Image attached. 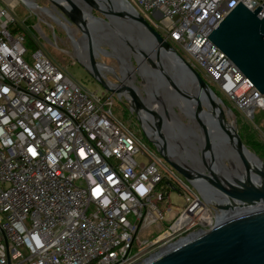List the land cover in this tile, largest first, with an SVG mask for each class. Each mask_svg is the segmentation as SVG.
I'll return each mask as SVG.
<instances>
[{"label":"built area","instance_id":"2783aa9c","mask_svg":"<svg viewBox=\"0 0 264 264\" xmlns=\"http://www.w3.org/2000/svg\"><path fill=\"white\" fill-rule=\"evenodd\" d=\"M3 1L0 264H143L162 246L212 229L222 212L189 182L182 213L157 238H140L172 210L163 204L170 180L113 118L112 94L89 91L41 49L29 52L16 0ZM127 1L232 108L246 119L264 110V95L207 38L239 3L263 18L264 0Z\"/></svg>","mask_w":264,"mask_h":264},{"label":"water","instance_id":"95a60500","mask_svg":"<svg viewBox=\"0 0 264 264\" xmlns=\"http://www.w3.org/2000/svg\"><path fill=\"white\" fill-rule=\"evenodd\" d=\"M49 1L73 25L82 26L85 34H89L90 28L98 30L97 26L94 28L86 25L84 17L90 16L99 21V27L107 29L108 35L116 38L120 44L122 42L124 45L135 46V50L139 52L152 53L158 63L163 55L174 60L178 69L172 76L159 68L151 73L152 76L159 87L169 84L187 107H195L191 112L193 118L201 122L202 133L205 135L204 152H210L213 147L228 145L242 168L239 179L220 176L214 170L213 162L207 165L206 173H198L172 161L166 155V147L155 142L154 145L166 163L187 181L199 183L198 188L205 197L211 198L213 193L224 198L223 201L213 200V205L217 210L227 213L228 217L217 222L207 232L169 245L165 252L147 259L143 264H264V163L247 149L236 130L226 122L222 100L207 85L199 72L179 55L127 0ZM61 2L68 9L64 10L59 5ZM94 11L102 17H95ZM259 12L260 8L252 12L239 3L207 38L253 83L256 90L264 95V17L259 18ZM89 51L90 64L94 67L96 61L92 42ZM145 56L150 63V58L146 54ZM88 70L91 77L105 91L120 100L131 101L149 116L158 118L156 129L158 132L162 129L159 115L144 107L138 100L141 95L130 88L121 87L122 84L116 89L97 72ZM193 86L199 90V97H191L186 93L185 89ZM206 110L211 112V115L206 113ZM139 121L143 132L149 138L142 121ZM214 132L215 137L210 139L209 134ZM251 156L257 159L259 166L251 161Z\"/></svg>","mask_w":264,"mask_h":264},{"label":"rangeland","instance_id":"374dc122","mask_svg":"<svg viewBox=\"0 0 264 264\" xmlns=\"http://www.w3.org/2000/svg\"><path fill=\"white\" fill-rule=\"evenodd\" d=\"M2 2L4 3L3 0ZM34 2L38 7L47 8L52 12H54L57 15V17H59L69 28L75 30L77 29L81 30V32H78L73 39L80 60H83L84 62L90 61L89 48L92 42L94 58L96 61L95 63L98 65L100 64L106 66L107 68L110 69V71L105 72L98 68H94L95 70L98 71L99 76L103 77V79L106 78L110 82L119 85H121L120 81L124 82L123 84H125L129 80L130 76L131 77L135 76L137 79L136 85L137 87H139V91H140L139 95H141V97L146 96L144 91L145 92L148 91V87H150L149 84L144 83L143 78L139 76L136 72L127 74L128 76L124 78V75L120 70L119 60L112 55L113 51L109 45H106L102 42L97 43L96 40L94 41L90 34H85L83 32L84 30L82 26L73 25L69 21V19L65 17L64 14H62L61 11L58 8H56L49 0H34ZM14 5L15 6L13 7V13L17 21L21 23L22 27L25 29L26 46L28 47L29 52H32L34 49H38V48L41 49L43 53L51 60V62H53V64H55L60 69L65 70L73 80L82 84L89 91L92 92L96 91L99 94H104V96L111 95L109 92L105 91L103 87L94 78L91 77L86 65L78 59L75 48L70 40V37L62 27L53 23L49 18H47L42 13L32 11L21 0H16V3ZM93 15L95 17H102V15H100L95 11L93 12ZM150 18L151 21L157 25H159L161 22V19H158L154 16H150ZM104 31L105 33L107 32L106 41L108 43L110 42L113 43L117 41L115 40L116 38L111 37V35L109 37L108 35L109 31L107 29L104 28ZM94 38L96 39V37ZM118 52L127 56V60H128L127 62L130 66L132 67L134 66L138 70L143 72L141 67L142 62L137 58H135L133 54L132 55L128 54L126 50L125 52L124 51H118ZM30 55L31 54L28 53V55H26L25 57L28 63L31 62ZM148 73L151 72H147V76H149ZM201 76L204 77L203 74H201ZM209 86L223 102V108L225 110L224 112L225 120L227 119L226 122L236 130L237 134L240 136L244 145L248 144L249 142H251L250 143L251 145H254L255 149L253 150L248 148L246 145L245 146L251 153L256 155L264 163V141L262 139V133L264 131V110L258 109L255 112L254 119L252 118L246 119L241 112L232 108L231 103L221 93V91L218 90V88L214 84H210ZM192 88L194 89V86ZM185 91H187L186 92L187 94L192 95L190 88H186ZM112 96H113L112 98L113 103L110 106V110L112 112L113 118L139 140L141 149L144 150L145 154L148 155L149 153H151L156 157V159L159 161L157 162V167L162 172V174L165 175V177L170 180L171 183L170 185H166L163 188V192L165 196L168 195L169 198V200L168 201L166 200L165 201L166 203L164 202L163 204L170 203L172 205V210L170 212L167 211L165 212L164 223H160L159 227L154 223L149 226L147 231H144L140 234V238L142 240L148 239V241H151L157 238L167 229L168 224L170 223L172 218H174L177 214L182 213L183 208L185 207L184 192L186 191L187 187H191V188L193 187L190 185L189 181H187L184 177L178 174L170 165L166 163L163 156L160 155L157 146L154 145L155 142H153L150 135L144 129L146 134L152 141L146 137L141 127L139 116H137L138 114L131 110V104L128 102L126 103L123 102L114 95ZM171 108L173 111L179 113V109L177 108V105H174ZM206 113L211 114V112L208 111ZM181 121L185 125L188 124V121L185 118H181ZM167 122L172 128V130L175 131L176 133L175 139L172 144H174L175 146H177V148H179L182 158H184L185 162L188 163L187 165L190 167L189 164H191V161L186 155L187 153L185 151V148H183L181 145L184 142L185 138H187V132H189L188 134L192 133L191 130L190 129L187 130L184 127H180L174 121L171 122V120L168 118H167ZM163 123L164 120H162V125ZM246 130L251 131L253 137L251 136L248 137V135L246 134ZM187 142L188 141H185L187 150L189 151L187 152L190 156H192L193 154H195L194 153L195 150L197 151L198 148V145H196L197 142L194 140L191 141V143H187ZM191 146L194 149L191 148ZM218 150L220 157L224 159L226 165L228 166V161L230 159V156L227 154V152H225L223 149L219 147ZM210 159L211 157L210 158L208 157L206 158V160H203L206 166L209 165L211 162H213V160ZM138 160L145 162L146 157L140 156ZM164 206L161 205V208H163ZM136 249L138 248L136 247L134 251Z\"/></svg>","mask_w":264,"mask_h":264},{"label":"bare ground","instance_id":"6f19581e","mask_svg":"<svg viewBox=\"0 0 264 264\" xmlns=\"http://www.w3.org/2000/svg\"><path fill=\"white\" fill-rule=\"evenodd\" d=\"M10 1L13 2V0H10ZM21 1H23V3L32 11L42 13L47 18H49L53 23L62 27L68 33L70 40H71V42L75 48V51H76V47H75V43H74L73 39H74V36L78 32H81L80 29L75 30V29L69 28L65 23H63L55 15L54 12H52L51 10H49L47 8L38 7L36 5V3L34 2V0H21ZM59 5L64 10H65V8L68 9L63 2H61ZM84 21H85L86 25H88V26L90 25L91 27H94V28L96 26L98 27V30H92L93 28L92 29L88 28L89 34L92 36V39L94 41L96 40L97 43L102 42V43L110 46V48L113 51L112 55L119 60L120 70L122 71L124 78H126L128 76L127 74L136 72L139 76H141L143 78L144 83L149 84L150 87H148L145 84L148 87V91L145 92L143 90L144 93L146 94V96L145 97H139L138 100L144 105V107L148 108L151 111H154L157 115H159L161 121L164 120V123H163L164 126H162V129L159 132L156 129V126H157L156 124L159 122L158 118H153L152 116H149L148 114H146L144 112V110L137 108L131 101L128 103L131 104V110L138 114L139 119L143 123L144 129L150 135L152 140L154 142H156L158 145L166 147L167 157L170 158L172 161L178 163L179 165H181L183 167L190 168L192 171H196L198 173H206L207 172V169H206L207 166L203 162V160H206V158L211 157V159L213 160V163H214V170L217 171L220 174V176H224L227 178L233 177V178L239 179V177H240L239 175L242 172V168L240 166L239 160L234 155V152L232 151L230 146H228V145L219 146V148L223 149L230 156V159L228 161L229 167L226 165V162L224 161V159L222 157H220L218 147H216V148L213 147L210 152L205 153L204 152L205 151L204 150L205 135L202 133L201 122H198L195 118H193V114L191 112V111H194L195 107H191V108L187 107V104L184 102V100L181 99L177 94H175L174 89L169 84L167 86L165 85L163 87H159L158 82L152 76L153 74H151V73H153L154 70L159 68V69L165 70L169 76H172V73H175L176 70L178 69L177 63L174 60L169 59V57L165 56V55H163L161 62L158 63L155 59V56H153L152 53H148L147 51H145V52L140 51L139 52V51L135 50L136 49L135 46L126 45V44L124 45L122 42L120 44L119 41H115L113 43H111V42L108 43L106 41L107 40V37H106L107 32L105 33L104 29L99 27L100 26L99 21L95 20L94 18H92L90 16L84 17ZM102 26L105 27V24L102 23ZM94 37H96V39ZM109 37H110V35H109ZM122 47H124L125 49ZM125 50L128 54H131V55L133 54V56L135 58H137L138 60H140L142 62L141 67H142L143 72H141L140 70H138L134 66L133 67L130 66L127 62L128 61L127 56L118 52V51H124L125 52ZM145 54L150 58V60H151L150 63L147 61ZM76 55L78 57L77 51H76ZM78 59H79V57H78ZM80 61H82L88 69H93L92 71L97 72V74H98V71L95 70L94 68H98V69L103 70L105 72L110 71V69L107 68L106 66H103L100 64L98 65L95 63L94 67H92L90 64V61H85V62L83 60H80ZM147 72H151V73H148L149 76H147ZM136 81H137V79L135 76L134 77L130 76L129 80L125 84H123L124 82L120 81L122 84L121 87L130 88L139 94L140 91H139V87H137V85H136ZM110 85L116 89L120 88V86L118 87V84L111 83ZM189 88H190L191 93H192V95H190L191 97H196V96L199 97V90L197 88H195V86H194V89L192 87H189ZM180 89H182V88H180ZM174 105H177V108L179 109V113L172 110L171 107ZM222 110L225 112L223 106H222ZM167 118L170 119L171 122L174 121L180 127H184L187 130L190 129L192 132L191 134H188L189 132H187V138H185L184 142L181 145L183 148H185V151L187 153L186 155L189 158V160L191 161V164H189L190 167L187 165L188 163L185 162L184 158H182V155L180 154L179 148H177V146L172 144L174 139H175L176 133H175V131L172 130V128L168 124ZM181 118H185L188 121V124L187 125L183 124L181 121ZM226 121H227V119H226ZM215 135H216L215 132L209 134L210 139L215 137ZM193 140L197 142V144L196 143L195 144L198 145V148H197V151L195 150V152H194L195 154H193V155L191 154L192 156H190L188 154L189 151L187 150V146H186L185 141H188L187 143H191V141H193ZM191 148H193V147L191 146ZM251 161L258 166L260 164L254 156H251ZM198 184L199 183H197V185ZM211 199L212 200H218V201L224 200V198H222L221 196H219L217 194H213V193L211 195ZM226 217H228V214L225 212H222L216 218V220H217V222H219L221 220H224ZM167 249H168L167 246H162L158 250V252L154 254V256L165 252ZM152 257H153V255H152Z\"/></svg>","mask_w":264,"mask_h":264},{"label":"trees","instance_id":"16d2710c","mask_svg":"<svg viewBox=\"0 0 264 264\" xmlns=\"http://www.w3.org/2000/svg\"><path fill=\"white\" fill-rule=\"evenodd\" d=\"M55 15H56V14H55ZM56 16H57V15H56ZM58 18H59V17H58ZM59 19H60V18H59ZM60 20H61V19H60ZM61 21H62V20H61ZM62 22H63V21H62ZM63 23H64V22H63ZM27 48H28V47H27ZM28 50H29V49H28ZM36 50H37V49H34L33 51H36ZM33 51H32V52H33ZM246 134L248 135V137H249V136L253 137L251 131H247V130H246ZM250 143H251V142H249L248 144H245V145H246L248 148L252 149V150L255 149L254 145H251Z\"/></svg>","mask_w":264,"mask_h":264}]
</instances>
